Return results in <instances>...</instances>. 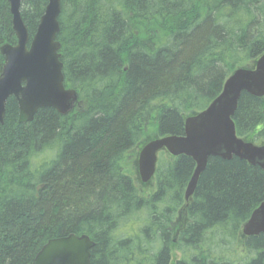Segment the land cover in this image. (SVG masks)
<instances>
[{
	"label": "trees",
	"instance_id": "16d2710c",
	"mask_svg": "<svg viewBox=\"0 0 264 264\" xmlns=\"http://www.w3.org/2000/svg\"><path fill=\"white\" fill-rule=\"evenodd\" d=\"M46 4L21 3L29 41ZM58 24L63 85L77 102L19 123L6 101L0 264H32L70 234L90 237V264H264V236H240L263 198L259 167L209 158L188 201L190 157L160 152L146 194L123 167L147 141L183 135L185 117L264 53V0H60ZM15 42L0 0V46ZM232 120L238 137L264 144V97L242 92Z\"/></svg>",
	"mask_w": 264,
	"mask_h": 264
},
{
	"label": "water",
	"instance_id": "95a60500",
	"mask_svg": "<svg viewBox=\"0 0 264 264\" xmlns=\"http://www.w3.org/2000/svg\"><path fill=\"white\" fill-rule=\"evenodd\" d=\"M6 1L16 44L0 46V54L4 57L0 73V125L10 97L17 102L19 123L31 122L41 108H51L65 115L76 103V93L63 86L60 44L55 40L59 32L60 0H47L28 46V33L20 16L24 0ZM242 92L253 97L264 96V54L253 68L236 69L224 82L219 96L207 108L185 120L183 135L156 138L141 148L137 160L140 181L151 180L156 155L161 150L172 156H188L194 161L195 168L184 193L185 201L192 195L209 158L229 161L236 157L259 167L264 173V145L244 141L235 132L232 117ZM242 234L245 237L264 235V183L263 200L243 225ZM93 245L84 235L70 234L52 239L41 248L32 264H90Z\"/></svg>",
	"mask_w": 264,
	"mask_h": 264
},
{
	"label": "rangeland",
	"instance_id": "374dc122",
	"mask_svg": "<svg viewBox=\"0 0 264 264\" xmlns=\"http://www.w3.org/2000/svg\"><path fill=\"white\" fill-rule=\"evenodd\" d=\"M188 116L189 115H187L186 117H188ZM139 149H140V147L138 148V150H136V152H138ZM128 156L129 157L127 158V160H125L124 163H123V167L126 170V173H125V171H124V173L126 175L130 176L133 179V181L135 182V185L138 186L140 191H143L144 194L150 193L151 190H152V186L151 185H149L147 187H141V183H140L138 175H137V167H136V163H135L136 161H135L134 154L131 153ZM240 236L243 238V241H244L245 237L242 235L241 231H240ZM176 257H178V256L176 255Z\"/></svg>",
	"mask_w": 264,
	"mask_h": 264
},
{
	"label": "bare ground",
	"instance_id": "6f19581e",
	"mask_svg": "<svg viewBox=\"0 0 264 264\" xmlns=\"http://www.w3.org/2000/svg\"><path fill=\"white\" fill-rule=\"evenodd\" d=\"M2 125V124H1ZM0 125V126H1ZM207 162H208V160H207ZM207 165V164H206ZM195 168V167H194ZM206 168V167H205ZM194 171V170H193ZM192 174H193V172H192ZM201 175V174H200ZM191 177H192V175H191ZM191 177H190V179H191ZM200 177V176H199ZM199 179V178H198ZM190 181V180H189ZM198 182V181H197ZM189 183V182H188ZM188 185V184H187ZM197 185V184H196ZM187 187V186H186ZM196 188V187H195ZM195 190V189H194ZM193 193H194V191H193ZM193 193H192V195H193ZM192 195L190 196V198L192 197ZM247 222V220L243 223V225L245 224ZM243 225L241 226V229H240V231H241V233H242V229H243ZM243 235V234H242ZM260 235V234H259ZM263 235V234H262ZM244 236V235H243ZM256 236H258V235H256ZM264 236V235H263ZM245 237V236H244ZM251 237V236H250ZM247 238H249V237H245V239H247Z\"/></svg>",
	"mask_w": 264,
	"mask_h": 264
}]
</instances>
